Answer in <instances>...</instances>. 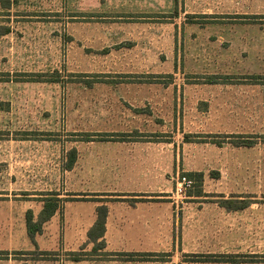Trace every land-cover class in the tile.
Masks as SVG:
<instances>
[{"label":"rangeland","instance_id":"1","mask_svg":"<svg viewBox=\"0 0 264 264\" xmlns=\"http://www.w3.org/2000/svg\"><path fill=\"white\" fill-rule=\"evenodd\" d=\"M105 1L0 0V264H91L42 256L62 235L31 239L26 216L72 150L114 131L175 150L159 264H264V0H159L136 21Z\"/></svg>","mask_w":264,"mask_h":264},{"label":"crops","instance_id":"2","mask_svg":"<svg viewBox=\"0 0 264 264\" xmlns=\"http://www.w3.org/2000/svg\"><path fill=\"white\" fill-rule=\"evenodd\" d=\"M98 10L116 13L119 20L123 15L135 20L136 15L159 14V0H106ZM154 39L152 46L142 47L145 52L156 50L158 43ZM138 45V40H133L130 49H138ZM110 133L112 140L77 146L74 167L70 170L59 167L63 170L62 180L45 184L44 194L33 195L47 198L57 192L59 198H65L55 215L43 225L45 235L54 232L62 235L61 243L52 244L47 252L92 251L95 244L88 242V233L98 218L97 208L102 204L99 199H104L108 206L105 247L97 250L100 255L94 256V260L73 261L159 264V252L168 250L164 239H170L176 224L173 185L165 179V170L173 165L175 150L159 146V140L133 139L129 132Z\"/></svg>","mask_w":264,"mask_h":264},{"label":"trees","instance_id":"3","mask_svg":"<svg viewBox=\"0 0 264 264\" xmlns=\"http://www.w3.org/2000/svg\"><path fill=\"white\" fill-rule=\"evenodd\" d=\"M137 17H140V16H137ZM76 158H77V152L74 149L71 152L72 162L67 167H65V169H68V170L72 169L75 165ZM197 193L198 194H196V196H201V192H197ZM49 195L50 196H48L47 198H44L45 200H43L44 206L41 210L38 220L34 219V214L32 210H28L27 212V216H26L27 229H28V233L31 239H35L37 234L42 233L44 223L49 221L60 208L61 198L58 197L59 193L52 192ZM99 201H101L102 204L99 205L97 208V214H98L97 221L88 233V238H89L88 242L94 243L95 247L98 246L99 248L98 247L95 248L97 250L103 249L106 244L104 240V236H105V231H106V220H107V215H108V206L106 205L107 200L99 199ZM226 201H230V200H226ZM225 203H228L227 208L233 209L231 206V202H225ZM41 255L49 256L50 252L42 251ZM72 255L74 257L73 259L76 261L88 259L84 252L75 253ZM104 255H108V254H104ZM135 256L138 257L141 255L136 254Z\"/></svg>","mask_w":264,"mask_h":264},{"label":"built area","instance_id":"4","mask_svg":"<svg viewBox=\"0 0 264 264\" xmlns=\"http://www.w3.org/2000/svg\"><path fill=\"white\" fill-rule=\"evenodd\" d=\"M193 185V181L188 179L186 176H181L178 178L175 196L181 197L185 195L187 188H190Z\"/></svg>","mask_w":264,"mask_h":264}]
</instances>
